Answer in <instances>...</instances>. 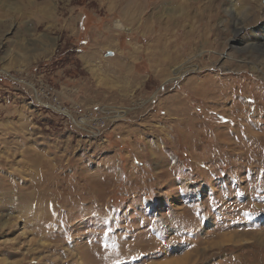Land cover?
Returning <instances> with one entry per match:
<instances>
[{"label": "rangeland", "instance_id": "374dc122", "mask_svg": "<svg viewBox=\"0 0 264 264\" xmlns=\"http://www.w3.org/2000/svg\"><path fill=\"white\" fill-rule=\"evenodd\" d=\"M262 1L0 0V264H264Z\"/></svg>", "mask_w": 264, "mask_h": 264}, {"label": "crops", "instance_id": "0c3cea01", "mask_svg": "<svg viewBox=\"0 0 264 264\" xmlns=\"http://www.w3.org/2000/svg\"><path fill=\"white\" fill-rule=\"evenodd\" d=\"M118 0H113L112 4L109 6H112L113 4H116ZM104 42H109V40H107L106 38L104 39ZM109 55V54H108ZM110 56V55H109Z\"/></svg>", "mask_w": 264, "mask_h": 264}, {"label": "built area", "instance_id": "2783aa9c", "mask_svg": "<svg viewBox=\"0 0 264 264\" xmlns=\"http://www.w3.org/2000/svg\"><path fill=\"white\" fill-rule=\"evenodd\" d=\"M53 105H54V106H59V105H58V101H57V99H55V100L53 101ZM84 117H85V116H83L82 119H84Z\"/></svg>", "mask_w": 264, "mask_h": 264}, {"label": "water", "instance_id": "95a60500", "mask_svg": "<svg viewBox=\"0 0 264 264\" xmlns=\"http://www.w3.org/2000/svg\"><path fill=\"white\" fill-rule=\"evenodd\" d=\"M263 5H264V0L262 1Z\"/></svg>", "mask_w": 264, "mask_h": 264}]
</instances>
